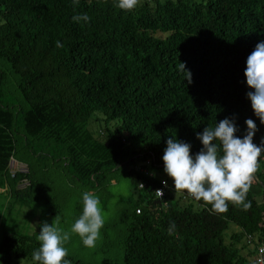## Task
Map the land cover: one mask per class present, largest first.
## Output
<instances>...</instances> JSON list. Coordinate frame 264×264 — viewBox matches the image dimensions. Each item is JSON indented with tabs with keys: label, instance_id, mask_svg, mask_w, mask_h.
I'll use <instances>...</instances> for the list:
<instances>
[{
	"label": "trees",
	"instance_id": "16d2710c",
	"mask_svg": "<svg viewBox=\"0 0 264 264\" xmlns=\"http://www.w3.org/2000/svg\"><path fill=\"white\" fill-rule=\"evenodd\" d=\"M116 3L0 0V189L39 207L49 167L62 163L94 186L125 168L133 191L106 264H256L247 235L264 230V153L248 211L229 203L216 213L192 197L174 199L173 182L165 187L150 168L164 165L169 138L191 144L194 156L203 147L197 133L225 118H234L240 138L253 119L261 144L264 124L244 71L264 41V0H139L131 11ZM85 13L89 22L73 21ZM1 65L17 76L9 91ZM94 117L103 130H91ZM231 223L239 228L226 238ZM39 246L29 234L6 232L3 264H33Z\"/></svg>",
	"mask_w": 264,
	"mask_h": 264
},
{
	"label": "clouds",
	"instance_id": "9594fccd",
	"mask_svg": "<svg viewBox=\"0 0 264 264\" xmlns=\"http://www.w3.org/2000/svg\"><path fill=\"white\" fill-rule=\"evenodd\" d=\"M138 4L139 0H117L116 6L131 11ZM73 5L78 6L79 0H73ZM72 19L76 22L90 21L86 13L74 15ZM56 46L62 48L63 44L58 40ZM178 68L187 74L186 79L191 83L192 74L186 70L185 64L180 62ZM244 76L251 89L246 96L254 115L264 124V41L257 43L247 57ZM245 124L247 130L243 138L236 135L238 128L234 118H225L214 127H205L202 133H197L203 147L194 156L191 154V144L169 138L162 160L164 172L173 181L175 192H185L196 201L211 205L216 213H226L229 203L248 211L251 201L246 197L260 169L264 138L259 146L255 144L256 123L253 119H247ZM162 183L167 187V181ZM156 192L163 197L161 189ZM82 204V214L71 225L70 231L59 226L58 217L51 224L45 221L40 225V246L32 252L33 264H71L65 259L68 251L64 247L70 240V234L78 235L87 248L96 246L105 224L101 202L94 193L84 192ZM175 230V222H170L168 235H175Z\"/></svg>",
	"mask_w": 264,
	"mask_h": 264
},
{
	"label": "rangeland",
	"instance_id": "374dc122",
	"mask_svg": "<svg viewBox=\"0 0 264 264\" xmlns=\"http://www.w3.org/2000/svg\"><path fill=\"white\" fill-rule=\"evenodd\" d=\"M6 70L7 90L14 87L15 73H12L8 67L1 65ZM9 82V83H8ZM103 122L94 117L91 122V130L95 132L103 130ZM105 134V133H104ZM103 138L111 140L110 135L106 132ZM60 159V158H59ZM12 166L18 167L15 161ZM24 169V166L20 167ZM151 171L159 178L173 182L164 172V165L161 167L151 166ZM110 183L106 184V179L100 186H94L93 182L87 178L81 179L78 174L72 172L70 168L62 163L49 167L45 174L47 188L42 191V203L39 207L26 205L9 195L8 186L4 185L0 189V244L6 232L17 231L29 234L38 239L40 225L47 221L53 222L55 217L59 219V226L65 231H70L71 225L82 214V196L84 192L94 193L101 202L102 213L105 217V224L100 230V238L94 248H87L83 245L81 238L76 234H70V240L64 245L68 251V256L72 258L71 264H106L107 260H112V255L106 252L107 246L118 245V237L124 231L123 215L127 208V199L132 194L133 185L128 171L120 168L112 172L111 177L107 176ZM256 192H260L255 187ZM184 192H175L172 189L171 195L174 199H179ZM190 199L184 198L182 202L187 203ZM118 222L115 226L114 223ZM239 227L231 223L225 233V237L234 232ZM108 241V242H107ZM119 246V245H118ZM253 258V257H251ZM22 262L26 258L20 259ZM70 261V260H69ZM0 264H3L0 255Z\"/></svg>",
	"mask_w": 264,
	"mask_h": 264
},
{
	"label": "built area",
	"instance_id": "2783aa9c",
	"mask_svg": "<svg viewBox=\"0 0 264 264\" xmlns=\"http://www.w3.org/2000/svg\"><path fill=\"white\" fill-rule=\"evenodd\" d=\"M142 186V185H141ZM161 189L163 191V196L165 194V191L163 188H157L156 190ZM157 196L160 197V195L156 192ZM184 198H191L186 193H183ZM247 239L250 241V243L255 247V262L256 264H264V230L260 232L259 236H254L252 234L247 235Z\"/></svg>",
	"mask_w": 264,
	"mask_h": 264
}]
</instances>
